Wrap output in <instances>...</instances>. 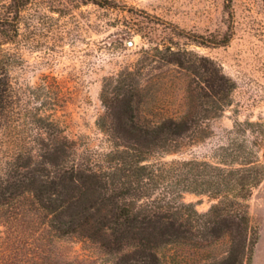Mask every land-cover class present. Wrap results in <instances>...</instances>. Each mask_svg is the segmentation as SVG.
<instances>
[{
  "label": "rangeland",
  "instance_id": "rangeland-1",
  "mask_svg": "<svg viewBox=\"0 0 264 264\" xmlns=\"http://www.w3.org/2000/svg\"><path fill=\"white\" fill-rule=\"evenodd\" d=\"M227 1L115 0L101 6L92 0H29L18 35L2 44L12 59L10 97L0 116V175L21 162L19 156L37 155L43 144L64 143L68 149L74 141L85 157L109 151L97 124L106 110L102 98L121 97L129 86L139 89L146 116L182 112L186 75L161 58L156 48L166 45L212 58L235 88L224 111H211L205 119L204 135L150 160L177 166L171 162L196 158L236 166L242 159L222 147L239 149L243 136L264 160V0H232L230 40L199 42L227 31ZM9 2L0 0V15ZM66 160L70 164L71 155ZM164 194L177 196L190 214L206 212L218 201L175 179L161 183L153 196ZM247 205L257 236L250 264H264V176ZM58 245L69 264H112L115 257L88 239L72 237Z\"/></svg>",
  "mask_w": 264,
  "mask_h": 264
},
{
  "label": "trees",
  "instance_id": "trees-1",
  "mask_svg": "<svg viewBox=\"0 0 264 264\" xmlns=\"http://www.w3.org/2000/svg\"><path fill=\"white\" fill-rule=\"evenodd\" d=\"M231 1L225 3L227 31L220 38L202 36L199 42L230 40ZM28 2L10 0L0 15V116L10 97L12 59L2 44L18 35ZM156 49L186 75L184 110L146 116L139 89L129 86L121 97L102 98L106 110L97 124L110 145L103 155L85 157L73 141L68 149L64 143L43 144L37 155L19 156L21 162L0 175V264H69L58 244L72 237L96 242L115 256L112 264H250L257 236L247 200L264 176V160L248 138L243 136L237 150L230 144L222 147L242 159L236 166L196 158L171 162L177 166L150 160L204 135L205 119L231 103L235 82L208 56L169 45ZM170 179L218 201L206 212L186 213L177 196H153Z\"/></svg>",
  "mask_w": 264,
  "mask_h": 264
}]
</instances>
